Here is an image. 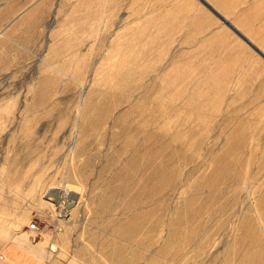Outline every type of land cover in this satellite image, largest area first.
I'll return each instance as SVG.
<instances>
[{
  "label": "rangeland",
  "instance_id": "obj_1",
  "mask_svg": "<svg viewBox=\"0 0 264 264\" xmlns=\"http://www.w3.org/2000/svg\"><path fill=\"white\" fill-rule=\"evenodd\" d=\"M204 1L252 47L199 0H0V213L52 263L264 264V0Z\"/></svg>",
  "mask_w": 264,
  "mask_h": 264
},
{
  "label": "crops",
  "instance_id": "obj_2",
  "mask_svg": "<svg viewBox=\"0 0 264 264\" xmlns=\"http://www.w3.org/2000/svg\"><path fill=\"white\" fill-rule=\"evenodd\" d=\"M0 264L54 263L49 261L46 253L34 241L33 231L25 224L18 229L16 216L6 211L0 213Z\"/></svg>",
  "mask_w": 264,
  "mask_h": 264
},
{
  "label": "water",
  "instance_id": "obj_3",
  "mask_svg": "<svg viewBox=\"0 0 264 264\" xmlns=\"http://www.w3.org/2000/svg\"><path fill=\"white\" fill-rule=\"evenodd\" d=\"M206 8H208L211 12H213L216 16H218V18H220L222 20V22H224L229 28H231L233 31H235L240 38H242V40H244L249 46L252 47V44L246 39L244 38L240 33L237 32L236 29H234V27L232 25H230L224 18H222L214 9H212L204 0H199Z\"/></svg>",
  "mask_w": 264,
  "mask_h": 264
},
{
  "label": "built area",
  "instance_id": "obj_4",
  "mask_svg": "<svg viewBox=\"0 0 264 264\" xmlns=\"http://www.w3.org/2000/svg\"><path fill=\"white\" fill-rule=\"evenodd\" d=\"M28 227L32 231H36L38 229L35 223H30Z\"/></svg>",
  "mask_w": 264,
  "mask_h": 264
},
{
  "label": "bare ground",
  "instance_id": "obj_5",
  "mask_svg": "<svg viewBox=\"0 0 264 264\" xmlns=\"http://www.w3.org/2000/svg\"><path fill=\"white\" fill-rule=\"evenodd\" d=\"M213 13V12H212ZM214 14V13H213Z\"/></svg>",
  "mask_w": 264,
  "mask_h": 264
}]
</instances>
